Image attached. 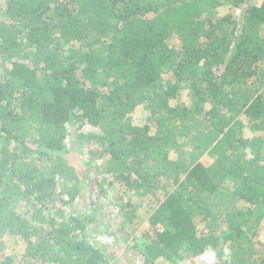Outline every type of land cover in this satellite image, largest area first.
Returning a JSON list of instances; mask_svg holds the SVG:
<instances>
[{"label":"trees","instance_id":"16d2710c","mask_svg":"<svg viewBox=\"0 0 264 264\" xmlns=\"http://www.w3.org/2000/svg\"><path fill=\"white\" fill-rule=\"evenodd\" d=\"M74 133L101 191L154 204L144 264H264V0H0V264L114 258L72 209Z\"/></svg>","mask_w":264,"mask_h":264},{"label":"rangeland","instance_id":"374dc122","mask_svg":"<svg viewBox=\"0 0 264 264\" xmlns=\"http://www.w3.org/2000/svg\"><path fill=\"white\" fill-rule=\"evenodd\" d=\"M254 2L260 3L261 0H254ZM144 115L145 112L141 107H138L134 113V123L137 124L144 121ZM91 131L93 130L84 128L81 134L83 133L82 136L87 137L91 134ZM256 135L257 133H251L247 129L244 130V137L246 139L255 137ZM80 136L78 138V133H74L72 139H69L67 143L69 153L66 157L70 160V163L77 162L80 170H82L81 192L75 202H73L72 209H76L83 214L93 215L95 209L101 208L100 213L95 217V223L88 227L86 235L91 241L96 240L99 244L106 246L109 253L114 255V258L110 259L108 264H144L145 258L141 249L144 250L147 240L145 241L142 236L148 229V219L154 211L155 206L147 197L139 198L132 191L126 192L123 189L124 187L117 185L109 187L107 182H104L103 191H101L98 184L100 176H98V172L93 173V168L101 164V160L88 164V152L86 149H81L86 140ZM75 146L76 149H74ZM213 159L210 155H204L200 159V162L205 165L211 164ZM86 177L88 178V183L85 182ZM112 202L113 204L115 202L116 205H112ZM92 203L96 204L94 208L91 206ZM122 205L127 206L126 210L129 212L137 207L134 211L132 222L122 224L124 220L121 217L122 211L119 208ZM263 227L264 223L261 224L260 235L252 239V242L256 244V251L261 250L258 242L264 243ZM115 241L116 243H114ZM112 244L116 247H111ZM7 247V252L14 255L22 253L24 249V245L18 240H14L13 242L8 241ZM217 263L218 260H216ZM152 264H202V262L198 257H188L184 260L172 262L161 258Z\"/></svg>","mask_w":264,"mask_h":264},{"label":"clouds","instance_id":"9594fccd","mask_svg":"<svg viewBox=\"0 0 264 264\" xmlns=\"http://www.w3.org/2000/svg\"><path fill=\"white\" fill-rule=\"evenodd\" d=\"M225 253L229 250L225 249ZM199 260L202 264H216L217 251L215 248L208 246L199 253Z\"/></svg>","mask_w":264,"mask_h":264}]
</instances>
